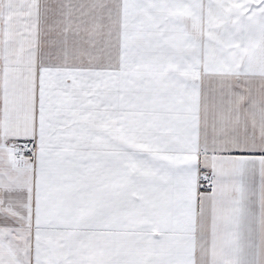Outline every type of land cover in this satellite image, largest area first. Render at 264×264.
Returning <instances> with one entry per match:
<instances>
[{"label": "snow or ice", "instance_id": "snow-or-ice-1", "mask_svg": "<svg viewBox=\"0 0 264 264\" xmlns=\"http://www.w3.org/2000/svg\"><path fill=\"white\" fill-rule=\"evenodd\" d=\"M0 264H264V0H0Z\"/></svg>", "mask_w": 264, "mask_h": 264}]
</instances>
